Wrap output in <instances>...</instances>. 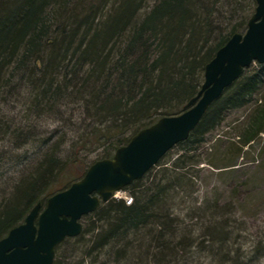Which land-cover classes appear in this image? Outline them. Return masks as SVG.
<instances>
[{
  "label": "trees",
  "instance_id": "1",
  "mask_svg": "<svg viewBox=\"0 0 264 264\" xmlns=\"http://www.w3.org/2000/svg\"><path fill=\"white\" fill-rule=\"evenodd\" d=\"M145 1L0 0V102L8 101V94L20 100L26 88L28 100L35 95L33 103L59 105L72 93H83L74 92L72 85L78 80L86 98L79 99L98 122L91 130L87 125L85 145L111 142L103 159L161 117L181 113L199 93L206 65L235 33L246 30L256 2L158 0L142 13ZM257 65V70L246 69L211 105L190 137L174 147L179 153L171 164L168 153L143 179L127 187L132 204L115 198L102 203L84 217L81 235L57 247L53 264H65L61 250L72 240L74 252H97L112 264H135L137 255L142 261L154 257L162 264L178 263L180 253L184 250L186 255L192 244L184 246L177 227L186 210L176 198L193 183L191 171L203 163L198 151L207 136L224 123L229 111L261 94L264 64ZM255 101L260 104L247 128L250 136L232 145L239 156L264 133V94ZM57 153L54 148L40 158L32 179L0 207V239L24 222L35 205L45 206L52 195L46 186L64 172ZM206 201L207 215L193 214L201 226L209 223L206 230L213 234L201 242L222 249L228 241L226 226L212 220L222 213L221 204ZM210 206L214 215L209 214Z\"/></svg>",
  "mask_w": 264,
  "mask_h": 264
},
{
  "label": "rangeland",
  "instance_id": "2",
  "mask_svg": "<svg viewBox=\"0 0 264 264\" xmlns=\"http://www.w3.org/2000/svg\"><path fill=\"white\" fill-rule=\"evenodd\" d=\"M156 1L146 0L141 12L147 11ZM257 68V63L250 67ZM80 75L83 76V73ZM75 81L78 87V80ZM72 86L74 92L83 93H72V97L51 107L39 105L37 101L33 103L35 95L32 96L33 100H28L31 96L26 88L21 90L20 100L17 95L8 94L9 100L0 102V164L3 166L0 169V207L11 199L18 186L37 172L39 159L54 148L65 167L64 172L46 186L48 189L45 191L49 195L79 181L84 176L85 168L107 154L111 142L97 140L93 146L85 145L86 136L83 135L87 125L91 130L98 122L88 115L85 101L79 99L85 97V89ZM262 94L264 83L261 94L254 96V100L245 107L229 111L224 123L207 136V141L199 149L203 163L191 171L193 183L185 186L181 197L176 198V201H183L180 208L186 210L180 214L183 223L177 227L181 230L184 246L192 244V247L186 255L184 250L180 253L178 263L171 261L169 264H264V133H259L249 145L244 146L240 156L232 146L250 136L247 128L251 117L256 115V106L260 104L255 100ZM178 153L177 149L169 152L167 159L172 157V160L168 164L174 161ZM114 195L118 200L133 197L127 188ZM205 201L221 204L222 213L216 214L212 220L215 223L223 221L226 226L228 241L222 249H219V245L209 247L208 242H201L203 239L210 240L208 237L213 235L206 230L209 223L201 226L193 217V214L206 211ZM209 211L210 215H214L211 206ZM82 221L85 224V220ZM75 245L72 240L61 250L65 264H92L94 259L97 261L95 264H112L108 257L99 256L97 252L83 255L74 252ZM137 257L140 258L139 255ZM139 258L138 262L135 259L133 262L162 264L154 257L143 261Z\"/></svg>",
  "mask_w": 264,
  "mask_h": 264
},
{
  "label": "water",
  "instance_id": "3",
  "mask_svg": "<svg viewBox=\"0 0 264 264\" xmlns=\"http://www.w3.org/2000/svg\"><path fill=\"white\" fill-rule=\"evenodd\" d=\"M255 13L244 33H235L206 65L196 97L176 115L161 117L141 129L111 158L92 164L85 176L42 204L25 222L0 239V264H53L56 248L83 231L82 219L113 194L141 180L179 143L187 140L211 105L253 63L264 64V0H255Z\"/></svg>",
  "mask_w": 264,
  "mask_h": 264
},
{
  "label": "built area",
  "instance_id": "4",
  "mask_svg": "<svg viewBox=\"0 0 264 264\" xmlns=\"http://www.w3.org/2000/svg\"><path fill=\"white\" fill-rule=\"evenodd\" d=\"M131 202V201H128V203Z\"/></svg>",
  "mask_w": 264,
  "mask_h": 264
},
{
  "label": "bare ground",
  "instance_id": "5",
  "mask_svg": "<svg viewBox=\"0 0 264 264\" xmlns=\"http://www.w3.org/2000/svg\"><path fill=\"white\" fill-rule=\"evenodd\" d=\"M197 95H198V94H197ZM197 95H196V96H197ZM196 96H195V97H196Z\"/></svg>",
  "mask_w": 264,
  "mask_h": 264
}]
</instances>
